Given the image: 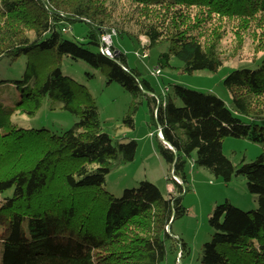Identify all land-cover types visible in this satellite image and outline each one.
<instances>
[{"label": "trees", "instance_id": "1", "mask_svg": "<svg viewBox=\"0 0 264 264\" xmlns=\"http://www.w3.org/2000/svg\"><path fill=\"white\" fill-rule=\"evenodd\" d=\"M75 22L88 26L86 43L63 37ZM112 31L139 44L144 36L148 51L165 46L159 68L173 67L177 58L188 74L217 72L227 61L221 44L232 36L233 58L255 68L234 69L224 84L238 113L264 119V0H0V60L28 56L24 79L14 82L31 80L14 103L2 99L0 85V264H161L166 241L173 248L179 243L168 231L178 214L176 197H165L148 181L121 197L105 189L113 168L135 159L138 143L114 142L103 132L95 99L62 73L64 57L103 69L109 83H120L134 98L145 96L154 124L162 112L164 139L169 130L180 141L176 151L157 136L172 174L183 182L172 179L179 194L188 191L186 167L193 155L194 166L225 182L246 179L258 208L244 211L229 200L217 205L201 262L264 264V153L240 165L224 153L228 137L264 147V126L245 124L221 98L180 84L157 96L126 55L101 53V36ZM47 98L60 100L61 109L77 117L72 128L56 135L12 124L14 115L35 116ZM132 113L123 120L129 128Z\"/></svg>", "mask_w": 264, "mask_h": 264}, {"label": "rangeland", "instance_id": "2", "mask_svg": "<svg viewBox=\"0 0 264 264\" xmlns=\"http://www.w3.org/2000/svg\"><path fill=\"white\" fill-rule=\"evenodd\" d=\"M88 26L83 22L67 24L63 37L70 41L86 43ZM249 40V39H248ZM113 50L127 57L128 66L139 70L155 89L156 95L164 97L172 93V86L180 84L186 88L211 93L221 98L233 115L245 124L256 123L264 126V119H252L238 113L232 102L229 90L224 81L234 69L250 68L255 65L241 62L239 58H233L232 52L235 40L228 36L221 44L224 58L227 61L217 72L196 71L192 74L182 73L180 67L182 62L173 58V67L159 68L158 58L166 47H154L146 50L147 39L140 37L139 44L128 36H112ZM148 53V58L138 57ZM245 51L250 50V41L246 42ZM28 56L23 55L15 60L3 58L0 60V85L5 86L1 90V97L6 103H14L20 99L23 86L30 85L31 80L25 84H17L14 81L24 79V73L28 63ZM160 69L159 75L152 72ZM61 71L78 83L84 85L95 99L99 109L103 132L110 135L114 142L127 143L136 140L138 150L135 159L127 164H118L106 176L105 189L116 197H121L124 190L137 188L142 181L155 184L161 193L168 197H176L175 210L177 216L173 217L168 231L177 240L176 248L173 241H166V257L161 264H202V247L211 240L214 229L209 224V218L215 207L229 200L234 206L244 210L252 211L258 208V198L251 194L247 188V181L243 176H235L229 182L218 178L204 167L194 166V155L189 159L186 167L188 191L179 194L176 183L172 180L171 166L160 152V140L166 147L180 150V141L171 131L166 130L170 146L165 144L164 118L162 112L156 114V123L152 120L148 99L145 96H134L120 83H109L108 77L103 69H95L83 60H75L64 57L61 63ZM168 89V92L166 91ZM134 102H138L134 108ZM181 106V102H177ZM60 100L46 99L41 109L35 116L25 114L14 115L12 124L24 129H46L52 134L60 135L72 128L78 120L76 116L61 109ZM133 109L134 128H129L124 123V117ZM162 135V136H161ZM225 155L235 164L254 161L264 153L261 143L253 142L249 138L228 137L224 142ZM183 182L179 179L177 183ZM173 187L174 192H169ZM184 210V211H183ZM181 242L187 245L184 250Z\"/></svg>", "mask_w": 264, "mask_h": 264}, {"label": "built area", "instance_id": "3", "mask_svg": "<svg viewBox=\"0 0 264 264\" xmlns=\"http://www.w3.org/2000/svg\"><path fill=\"white\" fill-rule=\"evenodd\" d=\"M115 34H116V32L112 31L111 33H104L101 36L102 45H101V50L100 51H101V53H103V54H105V55H107L109 57H114V55L116 54V51L113 50V42H112V36L115 35ZM137 56L138 57L141 56L142 58H148L149 55H148V53L146 51L142 55L137 53ZM160 72H161L160 69H157L156 71L152 72V74L153 75H159ZM175 179H177V182L179 181V179L177 177H175ZM169 192H174L173 187H169Z\"/></svg>", "mask_w": 264, "mask_h": 264}, {"label": "water", "instance_id": "4", "mask_svg": "<svg viewBox=\"0 0 264 264\" xmlns=\"http://www.w3.org/2000/svg\"><path fill=\"white\" fill-rule=\"evenodd\" d=\"M162 139L165 141V144H167L168 146H170V143L169 142H167L164 138H162ZM170 149H172V147Z\"/></svg>", "mask_w": 264, "mask_h": 264}]
</instances>
